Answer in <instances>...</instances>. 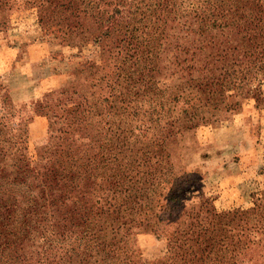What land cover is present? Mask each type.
Here are the masks:
<instances>
[{"label": "rangeland", "instance_id": "rangeland-1", "mask_svg": "<svg viewBox=\"0 0 264 264\" xmlns=\"http://www.w3.org/2000/svg\"><path fill=\"white\" fill-rule=\"evenodd\" d=\"M243 1L0 0V144L20 143L45 184L17 214L10 200L0 202V264H86L101 242L97 256L111 264L131 252L174 261L188 246L226 254L232 264H264V67L259 72L256 55L264 47L251 39L262 26ZM195 3L196 12L185 9ZM182 40L235 49L218 61L209 46L195 54L187 74L206 86L186 106L171 101L162 112L167 125L139 134L122 122L136 95L175 94ZM120 94L117 112L116 102L102 110L96 138L118 162L114 179L93 193L99 198L91 213L88 206L70 213L66 189L60 193L66 178L106 177L92 167L94 151L86 146L83 166H69L76 135L66 134V111ZM182 108L191 117L187 129L175 126ZM29 218L34 222H23Z\"/></svg>", "mask_w": 264, "mask_h": 264}, {"label": "trees", "instance_id": "trees-1", "mask_svg": "<svg viewBox=\"0 0 264 264\" xmlns=\"http://www.w3.org/2000/svg\"><path fill=\"white\" fill-rule=\"evenodd\" d=\"M206 3L209 4V0H206ZM194 6H189L186 4L185 9L195 10V12L199 9L197 3ZM214 3H210V5H213ZM250 5H253L252 10L250 11ZM138 6V5H136ZM135 6V7H136ZM209 7V5H207ZM195 7V9H194ZM138 8V7H137ZM242 8H244L247 16H250L252 14L253 16V23L259 27L257 31L252 33L253 41L257 42V47H264V0H244L242 4ZM185 9H183L185 11ZM255 10V13H253ZM183 12V11H182ZM194 12V13H195ZM196 15V14H194ZM251 16V17H252ZM197 17V16H196ZM251 24V23H250ZM205 31L199 32L198 37L205 36L207 33ZM187 33V31H185ZM225 36H223V32L219 35V37H231L229 31H225ZM234 36H236V33ZM214 36V35H213ZM185 39V36L183 37ZM232 42L235 41L234 39H230ZM229 39L227 40L230 41ZM238 40V39H237ZM218 41V40H217ZM215 51L214 56L217 58L216 61L224 59L227 56V52L231 50V52L235 49L234 47H228L226 44H217L214 47V43L212 41H199L198 44H194L192 41L182 40L179 43L177 42L176 47L178 51V62L176 64L177 73L180 74V77L177 81L176 86V92L175 94L171 95L172 97L169 100V97H164L161 95V93H147L144 96H135V104L134 111L131 113L126 114L128 119L125 122H122L125 125H130V127H136L138 131L141 130V132H148L151 129L155 128L156 126L159 127L160 125H167L163 115H166V107L172 102H178L182 106H186L190 102V95L193 91H197L198 89L206 86V83L202 84L201 81L198 78H190L187 73H190L193 70L194 66V57L195 54L203 53L207 54L210 52V48ZM241 49V47H240ZM161 50L159 49V52ZM154 51L153 49L148 50V56L153 55ZM258 56V61H260L258 64L260 65L259 72L264 67V50L261 52L256 53ZM256 56V57H257ZM149 64L147 63V66L149 68ZM150 70L153 71V65H150ZM257 69V68H256ZM259 69V67H258ZM257 71V70H256ZM201 84V85H199ZM121 99H124V94H120L117 98L113 99H104L103 101L99 103H95L86 107H83L81 109L75 107L74 109H68L66 111V122H67V128L71 129V131L67 134H75L76 138L72 139L70 137L69 142L72 143L75 141V143L68 146V150L71 152V160H69V166L74 167L77 169H80L82 164V159L84 158L83 148L84 146L88 147L90 150L94 151V153L91 155L92 160V167L95 169H100L102 171V176H105L106 179H99L96 176L92 175H85V173H75L73 175H69V177L66 178L65 182L62 185V190L60 193L66 194L68 193V196H66V201L73 205V207L70 209V213H73L78 210L85 211V207L88 206L89 210L88 212L91 213L92 207L94 206V203L97 202L98 196L95 198L92 197L93 193L97 189L102 188V184L104 182H107V179H114L113 178V167L116 163H118L113 157L109 156L107 153V149L104 147H100L99 142L97 144V137L99 136V132H101L100 128V117L101 112L104 109V107L110 103L116 102V108L115 106H112V109H114V112H117L120 109V106L117 108V105L123 104L124 102L121 101ZM144 99L149 100L148 103L142 101ZM140 100L139 103L137 101ZM169 101V102H168ZM125 106L127 107L129 104V101H125ZM125 109V108H124ZM123 109V110H124ZM128 110H132L133 107H127ZM165 112H164V110ZM180 114L182 115V119L178 123L177 121L171 122V124H175L176 127L180 128H189L191 117H187V110L182 108L180 110ZM164 115V116H165ZM112 122V121H111ZM114 123V121L112 122ZM170 124V125H171ZM104 125V124H103ZM169 126V125H168ZM76 129V130H73ZM86 130V131H85ZM85 131V133H83ZM78 136H77V134ZM80 134L86 138V144L85 145H78V139L80 138ZM138 136V135H136ZM1 143V141H0ZM4 146H7L9 149V152H7L4 149ZM79 146V147H78ZM91 146V147H90ZM72 148V150H71ZM103 149L106 152V155H103ZM7 155L8 158H4ZM41 156H39V160H41ZM38 160V161H39ZM67 162V161H66ZM146 162V161H145ZM143 162V163H145ZM32 159L27 156L24 147L20 143H15L12 145H1L0 144V202L2 205H4V202L10 200L12 202L13 209L11 210L14 213H18L19 211H22L24 209V205H31L32 201L34 202L35 199V192L38 188V186H41V188H45L43 184L44 180H42L41 177L38 176L37 172H34V166ZM91 163V161H89ZM126 161L121 162V166H127ZM119 168V169H120ZM8 170V171H7ZM38 180V181H37ZM68 188V189H67ZM106 189V188H105ZM73 192L74 195L72 198H70L69 193ZM168 193V192H167ZM92 197V198H91ZM64 198V199H65ZM169 197L167 198V200ZM79 205V209H75L74 206ZM8 208V207H7ZM163 208L159 207V211L162 212ZM21 214V213H20ZM15 216H13L14 218ZM24 223L31 222L33 223V219H25L23 221ZM31 231V235L37 234L36 231ZM32 241V239H31ZM28 245L27 247H30ZM174 245L169 246V250L173 249ZM188 246V245H187ZM103 247H105V244L101 242L100 248H96L93 252L92 257L93 259L90 262H86V264H111L110 262H106L103 260V258H98V253L103 250ZM177 248V247H176ZM27 252H31L32 248L29 250H26ZM196 251H202L203 253L196 254ZM25 253V252H24ZM176 254L171 255L173 257H176L174 261L171 259L170 256H166L164 258V261L162 259L156 260V261H147L141 258L140 254L138 252H131L128 254H123V260L122 263L117 262V264H232V262H228V260H225L226 254H222L220 257L211 255V250L205 249V250H195L188 246V248L183 249L181 252H175ZM23 257L24 255H20ZM231 258V256H229ZM116 255H110L107 259H116ZM168 259V260H167ZM170 260V261H169ZM172 260V261H171ZM10 264H15L13 262H10Z\"/></svg>", "mask_w": 264, "mask_h": 264}]
</instances>
